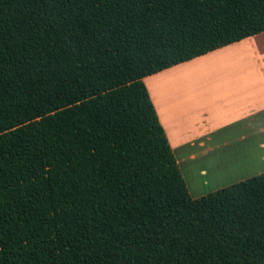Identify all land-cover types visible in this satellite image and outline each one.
Masks as SVG:
<instances>
[{"label": "trees", "instance_id": "1", "mask_svg": "<svg viewBox=\"0 0 264 264\" xmlns=\"http://www.w3.org/2000/svg\"><path fill=\"white\" fill-rule=\"evenodd\" d=\"M264 33V0H0V264H264V173L192 198L143 79Z\"/></svg>", "mask_w": 264, "mask_h": 264}, {"label": "crops", "instance_id": "2", "mask_svg": "<svg viewBox=\"0 0 264 264\" xmlns=\"http://www.w3.org/2000/svg\"><path fill=\"white\" fill-rule=\"evenodd\" d=\"M258 37L260 35L244 39L193 61H207L213 64L210 66L213 73L217 69L220 74L198 75L189 62L145 80L149 81L145 86L178 167L183 168L194 160L202 162L215 149L222 147L260 148L258 158L264 160V59L242 57L245 54L243 45L251 41L255 46L252 40ZM259 44L264 43L258 41ZM234 51L240 54L229 57ZM254 55H257L255 51ZM187 67V71L182 72ZM183 82L191 85L189 94L184 89L178 92V87L172 85ZM165 84H170L174 91L162 95ZM193 85L199 88L196 90L204 87V95L199 91L192 95ZM192 101L194 106L188 109L186 104ZM190 181L193 190L199 189L195 179Z\"/></svg>", "mask_w": 264, "mask_h": 264}, {"label": "rangeland", "instance_id": "3", "mask_svg": "<svg viewBox=\"0 0 264 264\" xmlns=\"http://www.w3.org/2000/svg\"><path fill=\"white\" fill-rule=\"evenodd\" d=\"M262 34H259L260 37H258V39L252 40V42L256 44L255 46L252 45L251 41H247V43L243 45L245 54L242 57H248V58L258 57L264 59V44L258 45V41L264 43V35ZM254 51L257 53V55H254ZM238 54L240 53L235 52L234 55L232 56L230 55L229 57L235 58L237 57ZM194 60L196 59L189 61L192 62V64H190V67L195 69L198 72V75L200 73L203 74L204 76L205 74H208L206 76H211L212 74H220L219 70L217 69L216 71H214L216 73H213L212 67H210L213 64H210L207 61L202 63H196V62L193 63ZM189 62L183 63L181 65L188 64ZM188 68L189 67L183 69L184 71L182 72H186ZM150 77L143 79V83L145 85L147 82L149 83V81H145V80H148V78ZM172 85L178 87L177 89L178 92L179 90L181 91L182 89H184V92L186 94H189L188 92L189 89L191 88V85H189L188 83L186 82H183L182 84L173 83ZM169 86L171 85L165 84L162 87V95H166L167 93H172V91H174V89ZM193 87L194 88L192 89L193 91L192 95L194 93H197V91H199V93H201L202 96L204 95L203 94L205 93L204 87H201L200 90H196L199 88H196L195 85H193ZM193 104L194 103L192 101L186 104V107H188V109H192L193 108L192 106H194ZM204 147L206 149H209L208 145H205ZM259 151L260 148L244 149L240 147L237 148L222 147L215 149L214 152L208 155L205 158V160L202 162H199L198 160H194L193 162H188L186 166H183V168L179 166L182 176L186 182V186L188 188L190 196L193 199L198 198L208 193L220 190L222 188L229 187L233 183H237L245 179L251 178L253 176H257L261 173H264V160L258 158ZM252 153L257 155H253ZM191 179H195V181L199 186V189L193 190V184L190 181Z\"/></svg>", "mask_w": 264, "mask_h": 264}]
</instances>
